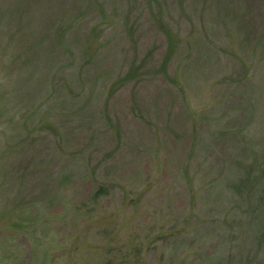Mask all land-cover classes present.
<instances>
[{"label":"rangeland","instance_id":"rangeland-1","mask_svg":"<svg viewBox=\"0 0 264 264\" xmlns=\"http://www.w3.org/2000/svg\"><path fill=\"white\" fill-rule=\"evenodd\" d=\"M0 264H264V0H0Z\"/></svg>","mask_w":264,"mask_h":264}]
</instances>
